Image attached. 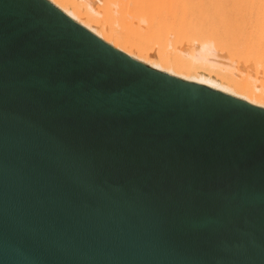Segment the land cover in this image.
Instances as JSON below:
<instances>
[{
  "label": "water",
  "instance_id": "1",
  "mask_svg": "<svg viewBox=\"0 0 264 264\" xmlns=\"http://www.w3.org/2000/svg\"><path fill=\"white\" fill-rule=\"evenodd\" d=\"M0 264H264V104L0 0Z\"/></svg>",
  "mask_w": 264,
  "mask_h": 264
},
{
  "label": "bare ground",
  "instance_id": "2",
  "mask_svg": "<svg viewBox=\"0 0 264 264\" xmlns=\"http://www.w3.org/2000/svg\"><path fill=\"white\" fill-rule=\"evenodd\" d=\"M144 64L264 104V0H46Z\"/></svg>",
  "mask_w": 264,
  "mask_h": 264
}]
</instances>
